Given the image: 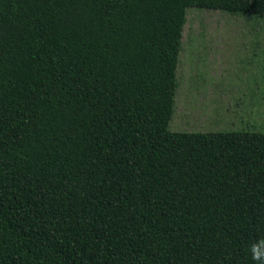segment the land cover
Returning a JSON list of instances; mask_svg holds the SVG:
<instances>
[{
    "label": "trees",
    "instance_id": "trees-1",
    "mask_svg": "<svg viewBox=\"0 0 264 264\" xmlns=\"http://www.w3.org/2000/svg\"><path fill=\"white\" fill-rule=\"evenodd\" d=\"M0 0V264H257L264 133L174 131L187 7Z\"/></svg>",
    "mask_w": 264,
    "mask_h": 264
},
{
    "label": "rangeland",
    "instance_id": "rangeland-1",
    "mask_svg": "<svg viewBox=\"0 0 264 264\" xmlns=\"http://www.w3.org/2000/svg\"><path fill=\"white\" fill-rule=\"evenodd\" d=\"M168 127L264 133V16L187 7Z\"/></svg>",
    "mask_w": 264,
    "mask_h": 264
},
{
    "label": "clouds",
    "instance_id": "clouds-1",
    "mask_svg": "<svg viewBox=\"0 0 264 264\" xmlns=\"http://www.w3.org/2000/svg\"><path fill=\"white\" fill-rule=\"evenodd\" d=\"M251 253V257L257 264H264V236H260L255 239L248 249Z\"/></svg>",
    "mask_w": 264,
    "mask_h": 264
}]
</instances>
